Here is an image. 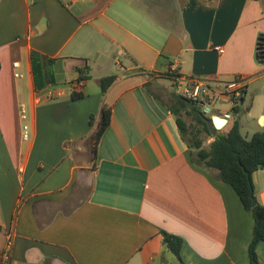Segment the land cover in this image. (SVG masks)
I'll return each instance as SVG.
<instances>
[{"label": "crops", "instance_id": "1", "mask_svg": "<svg viewBox=\"0 0 264 264\" xmlns=\"http://www.w3.org/2000/svg\"><path fill=\"white\" fill-rule=\"evenodd\" d=\"M260 33L261 0H0V264L9 238V264H181L162 231L183 239L184 264H250L251 213L193 161L170 105L187 79L239 78L231 120L243 112L251 136L264 132ZM31 51L69 76L50 70L53 84L36 90ZM73 90L84 96L70 99ZM103 105L111 120L92 158ZM251 179L264 206V169ZM256 248L264 264V241Z\"/></svg>", "mask_w": 264, "mask_h": 264}, {"label": "trees", "instance_id": "2", "mask_svg": "<svg viewBox=\"0 0 264 264\" xmlns=\"http://www.w3.org/2000/svg\"><path fill=\"white\" fill-rule=\"evenodd\" d=\"M263 40L264 35L260 33L255 47V55L258 62L259 53L264 47ZM29 58L34 88L41 90L45 86L53 84V75L50 72V67L55 60L34 51L30 52ZM85 68L87 67L76 68V72L79 74L78 81L84 79L81 75ZM167 75L174 76L171 72ZM115 80V75L101 78L99 81L101 93H104ZM83 96L82 92L73 90L71 91L70 99L77 100ZM187 102L193 103V107L189 108ZM242 102L243 95L239 98V103ZM171 103L170 111L175 118L180 138L192 151L193 161L203 165L205 168L216 170L217 177L234 190L243 208L251 213L253 228L247 253L250 264H258L256 247L260 242L264 241V206L257 202L255 206H252L249 192L250 188H253L252 174L264 169V132H255L249 139H246L241 134L240 123L237 118L227 126L226 133H218L208 144V147L205 148L203 147L204 139L211 136L204 122V117L206 116L204 111L195 102L177 93L174 94V100ZM231 110L237 115L239 113V104L233 106ZM187 118L191 120L190 123H187ZM110 120L111 108L103 105L99 120L88 137L89 151L92 154V158L95 157L99 140L109 126ZM93 124L94 117L91 115L88 125L92 127ZM246 173L249 174V177L246 176ZM161 234L163 235V246L176 257L179 263L184 264L181 258L183 239L164 231Z\"/></svg>", "mask_w": 264, "mask_h": 264}, {"label": "built area", "instance_id": "3", "mask_svg": "<svg viewBox=\"0 0 264 264\" xmlns=\"http://www.w3.org/2000/svg\"><path fill=\"white\" fill-rule=\"evenodd\" d=\"M216 49L219 53L223 52L222 48L218 47ZM12 66L13 68H18L19 67L18 62H14ZM14 77L19 78L21 77V75L18 72H15ZM244 88H245L244 83L239 78H235L229 82H224L220 85L212 84L202 79L191 78V79H187L186 85L182 87L181 90H179L178 88L177 89L175 88V90L177 94H180L183 97L195 102L203 111H205V109L208 108L210 112L213 103H216L220 99H226L230 101L231 109L236 104H240L239 98L241 95H243ZM231 109L228 113H226L227 114L226 116L219 113H213L211 115V116H219L227 120L226 124L223 126L222 129L226 128L229 125L230 120L232 119V115L234 112ZM20 114H21V119H25V111L23 109V106H21L20 108ZM27 130H28L27 126L23 124L22 139L24 141L28 140L29 138V134ZM11 248H12V240L11 238H9L3 249L2 264L10 263Z\"/></svg>", "mask_w": 264, "mask_h": 264}, {"label": "rangeland", "instance_id": "4", "mask_svg": "<svg viewBox=\"0 0 264 264\" xmlns=\"http://www.w3.org/2000/svg\"><path fill=\"white\" fill-rule=\"evenodd\" d=\"M264 3V0H261ZM246 33L242 34V36H245ZM246 38V36H245ZM244 38V39H245ZM63 67V65L61 64H57V65H53L50 70L52 72H54L56 74V77L59 78H67V76H69L70 73H68L66 70H60ZM90 82V80H89ZM95 86V83H93V81H91L90 83V89H92V87ZM246 104H248V102H246ZM231 107V103L230 101L226 100V99H220L219 101H217L216 103H213L211 111L209 113H206V117L210 118V116L213 113H224L226 110L230 109ZM219 110V111H218ZM25 112H26V119L24 120V124L27 126V132L29 134V136L31 137V130H30V126H29V116H28V106L27 104L25 105ZM187 123H190V119L187 118L186 119ZM232 121V120H231ZM240 123H241V133L242 135L246 138L249 139L251 137V130H250V124L251 121L249 119L246 118L245 114L243 112H241L240 114ZM227 128L222 129L221 131H219V133H226L227 132ZM212 141V138H205L204 142H203V147L207 148L208 144ZM174 259V262L176 263V259Z\"/></svg>", "mask_w": 264, "mask_h": 264}, {"label": "water", "instance_id": "5", "mask_svg": "<svg viewBox=\"0 0 264 264\" xmlns=\"http://www.w3.org/2000/svg\"><path fill=\"white\" fill-rule=\"evenodd\" d=\"M264 42V40L262 41ZM256 57V55H255ZM257 58V57H256ZM259 63L264 64V47H262V50L259 53ZM189 108L193 107V103H189ZM209 109L206 108L204 113H208ZM227 114H224L226 116ZM204 122L206 123L207 129L210 133L211 138H215L216 135L219 133V131L223 128V126L226 124L227 120L225 118L219 117V116H211L210 118L204 117ZM259 124H261V121H259ZM246 176L249 177V174L246 173ZM249 197L251 200V205L255 206L257 199L254 197L253 188H250Z\"/></svg>", "mask_w": 264, "mask_h": 264}]
</instances>
